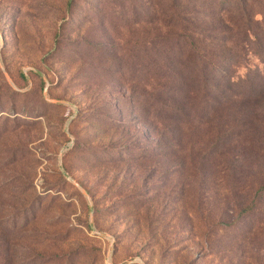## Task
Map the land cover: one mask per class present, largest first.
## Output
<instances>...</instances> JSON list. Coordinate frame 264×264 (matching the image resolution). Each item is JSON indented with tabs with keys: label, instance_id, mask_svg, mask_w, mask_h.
<instances>
[{
	"label": "rangeland",
	"instance_id": "374dc122",
	"mask_svg": "<svg viewBox=\"0 0 264 264\" xmlns=\"http://www.w3.org/2000/svg\"><path fill=\"white\" fill-rule=\"evenodd\" d=\"M151 1L0 0V264H264V0L183 109L142 90Z\"/></svg>",
	"mask_w": 264,
	"mask_h": 264
},
{
	"label": "trees",
	"instance_id": "16d2710c",
	"mask_svg": "<svg viewBox=\"0 0 264 264\" xmlns=\"http://www.w3.org/2000/svg\"><path fill=\"white\" fill-rule=\"evenodd\" d=\"M148 3L151 5L152 1L148 0ZM225 7L226 0L220 2H216V0L208 2L207 0H172L169 10H161L162 5L160 4V9L146 14L144 21L147 24H150L152 19L155 22L161 21L166 23L170 30L165 34L160 33L158 29L157 34H155V46L153 48H157L158 65L155 68V74L151 76L148 72V62H144L148 61L151 52L152 56L153 53H156L149 52V47L146 44L143 46L144 54L141 63H144L142 64V80L144 82L142 90L144 94L148 92L147 86L152 84L150 79L154 76L157 85H153V87L157 90L158 100L168 104L167 108L175 107L177 104H180L182 109L186 108L185 104L189 96L196 91L199 82V75L194 70L197 67L196 60L206 62L209 66L211 65V70H213L215 65L213 62H216L217 59L219 62L220 60L224 61L227 57L237 58L234 54L223 56L225 52L220 55L223 46L232 42L235 46L244 44L242 47H246V43L252 42L251 36L254 32L241 34L239 28L231 27L229 22L225 21L223 18V13L227 9ZM236 18L231 19V23L238 24L241 16ZM252 21L253 16H248L249 25ZM254 36L257 37L256 34ZM191 67L192 70H190ZM209 78L210 73L208 74V81ZM131 88L133 89V86ZM160 118L163 119V117ZM158 122L163 124L159 120ZM164 124L167 125V122ZM158 125L154 122V129H159Z\"/></svg>",
	"mask_w": 264,
	"mask_h": 264
}]
</instances>
